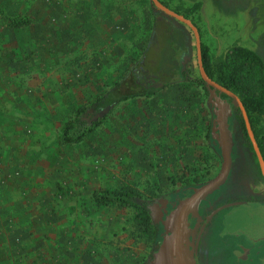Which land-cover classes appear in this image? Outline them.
Here are the masks:
<instances>
[{"label":"rangeland","instance_id":"374dc122","mask_svg":"<svg viewBox=\"0 0 264 264\" xmlns=\"http://www.w3.org/2000/svg\"><path fill=\"white\" fill-rule=\"evenodd\" d=\"M197 1L192 17L213 57L241 46L264 63V0H166L180 11ZM0 6L28 20L10 27L0 19V96L9 112L19 106L13 126L24 148L19 176L39 191L29 190L35 194L24 197L27 205H13L21 196L9 197L0 186V264H144L151 242L131 223L133 211L98 205L93 193L131 187L147 201L171 183L220 170L209 94L195 81L193 33L174 20L189 33L188 88L173 83L152 98L122 101L82 142L62 143L63 124L77 108L111 89L139 59L157 9L151 0H0ZM230 66L248 93L261 90L259 65ZM7 159L0 150V170ZM158 254L150 264H158Z\"/></svg>","mask_w":264,"mask_h":264},{"label":"trees","instance_id":"16d2710c","mask_svg":"<svg viewBox=\"0 0 264 264\" xmlns=\"http://www.w3.org/2000/svg\"><path fill=\"white\" fill-rule=\"evenodd\" d=\"M160 1L169 7L166 0ZM200 6L201 2L197 1L191 6L182 7V11L179 9L173 10L191 19L193 24L196 25L192 16L195 15ZM0 19L5 26L10 27H19L28 23V20L23 16L8 15L2 6H0ZM189 48V33L162 12H154L150 36L139 59L126 75L114 82L111 89L97 96L89 104L77 108L74 117L63 124L60 134L62 143L82 142L96 131L107 118V112H110L111 108L119 101L137 96L148 97L159 90L167 89L173 83H177L181 89L188 88L191 82L188 73L190 69L185 64V60L188 58ZM201 57L206 74L240 98L249 117L253 132L258 135L262 130L257 129L256 126L259 125L261 118H264V63L261 58L254 51L241 46L233 47L227 54L213 57L208 46L202 41ZM235 60L259 65L263 74V85L258 93L253 94L246 91L242 76L236 75L230 66ZM195 80L205 88L208 94L226 97L218 91H212V88L206 85L200 77ZM242 134L248 140L243 125ZM262 141L260 142L262 143ZM260 149L264 152V145ZM250 150L253 151L251 145ZM253 156L255 157L254 154ZM93 198L95 203L101 206L114 205L121 209H131L133 211L131 223L134 221L137 228L142 231L141 236H144L150 242L153 241L155 226L147 212V201L143 200L135 189L131 187L103 188L94 192Z\"/></svg>","mask_w":264,"mask_h":264},{"label":"flooded vegetation","instance_id":"af4514ba","mask_svg":"<svg viewBox=\"0 0 264 264\" xmlns=\"http://www.w3.org/2000/svg\"><path fill=\"white\" fill-rule=\"evenodd\" d=\"M160 91L163 90L146 98ZM217 96L230 105L232 112L228 117L233 140L229 173L218 189L198 202L196 211L187 210L181 222L184 231L182 253L188 255L186 264H264V175L239 108L226 95ZM119 103L122 101L116 104ZM211 121L210 117V133ZM248 121L251 126L249 117ZM242 125L249 142L242 134ZM251 129L253 132L252 126ZM257 129L262 131L258 135L253 132V136L264 162V152L260 149L264 145V118ZM211 146L218 155L216 144L211 141ZM217 173L218 170L206 176L198 175L194 180L176 181L171 183L170 190L147 200V209L154 217L151 222L155 226V237L144 264L152 263L164 240L172 236L162 224L168 221L179 201L186 197L190 188L202 185Z\"/></svg>","mask_w":264,"mask_h":264},{"label":"water","instance_id":"95a60500","mask_svg":"<svg viewBox=\"0 0 264 264\" xmlns=\"http://www.w3.org/2000/svg\"><path fill=\"white\" fill-rule=\"evenodd\" d=\"M157 11L162 12L165 16L172 18L178 22L183 23L193 33L195 38V45L197 49V61L201 80L212 88V91H218L226 95L232 100V104L239 108L240 114L244 119L247 133L252 141L254 150L256 152L261 171L264 175V162L261 157L258 146L255 142L251 126L248 121L245 108L239 97L231 90L222 86L215 80L211 79L205 72L201 57V38L198 28L193 22L186 18L183 14L175 12L173 9L162 4L160 0H151ZM208 105L211 110V133L210 138L216 144V150L221 160V167L218 173L209 181L203 183L198 187L190 188L186 197L179 201L178 206L174 209L168 217V221L163 222L164 228L170 230L172 236L164 240L161 245L160 253L156 259L158 264H186L185 260L188 255L182 253L183 241V226L181 222L184 221L188 209L196 211L198 202L205 198L208 194L218 189L226 180L231 164V149L233 146L232 134L229 129L228 117L232 114L231 107L225 100L219 98L215 94H209ZM160 255V256H159Z\"/></svg>","mask_w":264,"mask_h":264},{"label":"crops","instance_id":"0c3cea01","mask_svg":"<svg viewBox=\"0 0 264 264\" xmlns=\"http://www.w3.org/2000/svg\"><path fill=\"white\" fill-rule=\"evenodd\" d=\"M6 103H8V100L4 96H0V150L3 155L8 158L7 162L10 164H4L3 168L0 170V176L4 178L2 182H0V186L3 190H7V195L9 197H20V200H13V205L17 204L21 201V203L26 204L27 200H23L24 197H30V195H34L35 193L33 191H36L37 184L34 182V180H31L30 184H27L24 182L22 178H20V171L24 172L25 169L21 166V154L23 153V145L20 143V136L18 134V131H14V125H16L19 122V117L16 116V113L19 112V106L14 104L13 111H8V108L6 106ZM12 113V114H9ZM12 128H9V126ZM23 142V140L21 139ZM1 167V166H0ZM5 183V184H3ZM24 189V191H23ZM39 193V191H36ZM38 195L35 200H37ZM12 209V208H11ZM22 211V210H21ZM26 213L25 211H22V213ZM20 213V212H19ZM15 214V213H14ZM42 214H40L41 216Z\"/></svg>","mask_w":264,"mask_h":264}]
</instances>
